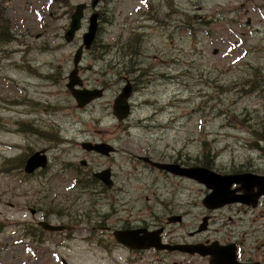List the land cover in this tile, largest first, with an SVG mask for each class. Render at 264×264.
<instances>
[{
  "label": "rangeland",
  "instance_id": "obj_1",
  "mask_svg": "<svg viewBox=\"0 0 264 264\" xmlns=\"http://www.w3.org/2000/svg\"><path fill=\"white\" fill-rule=\"evenodd\" d=\"M90 1L0 0V264H210L130 251L102 227L128 225L162 229L169 245L236 244L239 261L264 264V205L205 207L203 182L140 160L264 172V0H100L78 74L79 88L103 93L78 107L67 75L91 11L72 42L64 33L75 5ZM126 79L132 109L119 122L112 103ZM86 141L116 151H86ZM45 148L46 167L26 173ZM104 168L113 186L103 194L78 182ZM39 220L75 227L49 232Z\"/></svg>",
  "mask_w": 264,
  "mask_h": 264
},
{
  "label": "water",
  "instance_id": "obj_2",
  "mask_svg": "<svg viewBox=\"0 0 264 264\" xmlns=\"http://www.w3.org/2000/svg\"><path fill=\"white\" fill-rule=\"evenodd\" d=\"M99 0H91L89 7L91 13L88 18V27L85 32L82 33V39L80 45L77 47L73 54L72 64L73 68L67 75L66 87L69 89L70 93L77 102L78 107H82L89 103L91 100L98 98L102 94L101 89H78L75 86L81 85L80 78L77 75L78 64L82 58L83 51L88 50L95 37L98 30V16L99 12L96 9ZM88 4L85 2H80L75 5L74 11L70 16V21L66 32L64 33V39L66 42H71L76 32H78L82 25V19L84 18L85 9H87ZM132 94V87L129 82L124 85L116 98L113 101V115L119 121L124 120L129 114V103L128 98ZM81 146L83 149L88 151H95L100 154L108 155L112 151V147L106 143H90L82 142ZM44 150L36 151L31 154L25 162L24 171L26 173H32L37 168H45L47 165L46 156L43 154ZM141 160L151 164L153 167L168 171L172 174L182 173L184 176L194 178L200 182H203L207 187L211 188L212 191L209 193L202 201V203L208 207H219L226 203L241 201L246 204L255 205L257 198L260 194H264V176H257L251 173H240L232 175H221L208 168L204 167H180L177 164L164 163L153 161L148 157H140ZM85 164V161L82 162ZM106 169L105 172H107ZM99 177V174H95ZM102 180L107 186H111V181L108 176L102 177ZM239 184L237 190H242V194H236L235 189H230L232 184ZM257 187V191L253 192V188ZM31 214L35 211L30 209ZM180 216L168 217L169 221L176 222L180 220ZM205 221V219H203ZM205 223L199 226L198 230L204 229ZM38 225L47 231H65L70 230L72 227L64 224H53L47 221L40 220ZM143 235L138 236L136 230H121L116 229L113 232L115 240L123 246L130 249H149L151 247L157 250H179L182 252H187L190 254L198 253L202 256H209L210 264H251V263H241L236 260V252L234 244L220 245L216 242L210 245L201 244H164L161 242L160 233L162 229L155 231L142 230ZM257 264V263H252Z\"/></svg>",
  "mask_w": 264,
  "mask_h": 264
},
{
  "label": "flooded vegetation",
  "instance_id": "obj_3",
  "mask_svg": "<svg viewBox=\"0 0 264 264\" xmlns=\"http://www.w3.org/2000/svg\"><path fill=\"white\" fill-rule=\"evenodd\" d=\"M78 68V70H79V66L77 67ZM77 73H78V71H77ZM127 81H129L128 79H126ZM132 85V84H131ZM132 90L134 91V88H133V86H132ZM131 109H132V103H130V113H131ZM88 142V141H87ZM82 143V142H81ZM81 143H80V146H81ZM90 143H92V144H94V143H106V144H108V145H110L109 143H107V142H103V141H95V142H90ZM111 147H112V151H110V153L108 154V155H105V154H100V155H105V156H109L110 154H112V153H114L115 151H116V148H114L112 145H110ZM46 149L47 148H45V149H41V150H44V153L46 154ZM96 153V152H95ZM97 154H99V153H97ZM47 157H48V155H47ZM148 158H150V157H148ZM151 159V158H150ZM141 160V159H140ZM152 160V159H151ZM83 161H85V164L83 165L82 164V162ZM141 161H143V160H141ZM143 163H145V164H147L148 166H150V167H152V168H155V167H153L151 164H149V163H147V162H144L143 161ZM79 164H80V166H82V167H87V162H86V160H84V159H82L80 162H79ZM106 169H108L107 170V172H105L106 171ZM155 169H157V168H155ZM157 170H160V169H157ZM161 171H164V170H161ZM239 172H252V173H254V174H257V175H261V176H264V172H262V173H258V172H255V171H251V170H244V171H238V173ZM90 173H91V175H92V177L94 178H91V179H89L87 182H84V181H78V182H81L80 184H81V186L83 187V188H87L88 186H90V185H93V186H97V189H94V192H97L98 191V193L99 194H103V192H104V188H102V187H107V188H111L112 186H113V180H112V173H111V171H110V169L109 168H104V169H101V170H97V171H90ZM232 173H236V172H232ZM95 174H99L100 176L99 177H97ZM230 174V173H229ZM108 176V179L111 181V186H107L105 183H104V181L102 180V177H105V176ZM96 181V182H95ZM96 183H97V185H96ZM239 187V185H233L232 186V188H234L235 189V193L236 194H240V192H242V191H240L239 192V190H237V188ZM257 191V187L255 186L254 188H253V192H256ZM107 196L109 197V195L107 194ZM237 204H243V205H245V206H250V207H255V208H257V207H261L262 205H264V194H260L259 196H258V198H257V201H256V204L255 205H250V204H246V203H243V202H241V201H238V202H236ZM34 210V209H33ZM35 211V210H34ZM35 214V213H34ZM43 221H45V220H43ZM48 222V221H47ZM51 223V222H50ZM37 224H38V222H37ZM58 224V223H57ZM65 225V224H64ZM67 225H69V226H71L72 228L70 229V230H66V231H73L74 230V225H72V224H67ZM103 227V231L105 230V231H112L111 233L113 234V232L116 230L115 228H110L109 226H102ZM199 228V227H198ZM119 229H121V230H136L137 231V235L138 236H140V235H143V231L142 230H144V229H146L145 228V226H141V225H139V226H131V225H128V227H125V228H119ZM147 230V229H146ZM57 232V231H56ZM62 232H65V231H62ZM61 233V232H60ZM236 245V244H235ZM236 247H237V245H236ZM125 248H127V249H129L128 247H125ZM237 250H238V247H237ZM130 251H132V249L130 250ZM256 263H258V262H256ZM260 264V263H259Z\"/></svg>",
  "mask_w": 264,
  "mask_h": 264
},
{
  "label": "trees",
  "instance_id": "obj_4",
  "mask_svg": "<svg viewBox=\"0 0 264 264\" xmlns=\"http://www.w3.org/2000/svg\"><path fill=\"white\" fill-rule=\"evenodd\" d=\"M54 1H55V0H54ZM6 34H8V32H7V31H3V33H0V38H1L2 40L6 39Z\"/></svg>",
  "mask_w": 264,
  "mask_h": 264
},
{
  "label": "bare ground",
  "instance_id": "obj_5",
  "mask_svg": "<svg viewBox=\"0 0 264 264\" xmlns=\"http://www.w3.org/2000/svg\"><path fill=\"white\" fill-rule=\"evenodd\" d=\"M133 91V90H132ZM43 139V138H42Z\"/></svg>",
  "mask_w": 264,
  "mask_h": 264
}]
</instances>
